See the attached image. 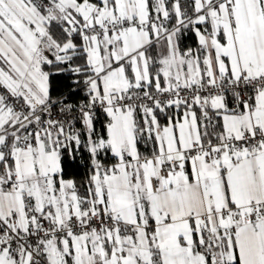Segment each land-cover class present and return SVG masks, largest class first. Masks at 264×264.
Masks as SVG:
<instances>
[{
    "label": "snow or ice",
    "instance_id": "6c2138e0",
    "mask_svg": "<svg viewBox=\"0 0 264 264\" xmlns=\"http://www.w3.org/2000/svg\"><path fill=\"white\" fill-rule=\"evenodd\" d=\"M0 264H264V0H0Z\"/></svg>",
    "mask_w": 264,
    "mask_h": 264
}]
</instances>
